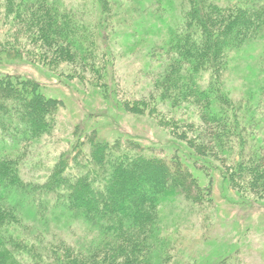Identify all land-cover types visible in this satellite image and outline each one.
Instances as JSON below:
<instances>
[{
  "label": "trees",
  "instance_id": "obj_1",
  "mask_svg": "<svg viewBox=\"0 0 264 264\" xmlns=\"http://www.w3.org/2000/svg\"><path fill=\"white\" fill-rule=\"evenodd\" d=\"M94 1L100 4L98 22L62 0H3V11L20 23L11 37L26 40L27 59L53 71L70 61L100 73L99 55L110 49L112 0ZM182 11L178 29L151 51L173 55L160 92L151 97L194 106L202 126L195 137L188 131L196 124L182 129L179 120L166 117L160 124L196 160L221 161L218 169L233 189L264 202V114L257 103L264 99V82L245 103L231 96L223 78L230 52L264 46V0H181ZM20 56L19 46L0 39V61ZM105 70L103 82L90 81L93 87H105L112 67ZM79 76L84 80V72ZM101 92L108 97L105 88ZM118 103L136 115L161 114L158 102L146 98ZM61 106L37 80L0 74V264H169L156 255L164 240L162 205L176 196L203 205L211 200V186L202 185L178 154L163 157L133 138L110 140L84 125L83 135L74 132L71 147L42 179L26 180L22 159L32 143L55 130ZM67 218L84 223L87 243L59 236L43 244L39 223Z\"/></svg>",
  "mask_w": 264,
  "mask_h": 264
},
{
  "label": "rangeland",
  "instance_id": "obj_2",
  "mask_svg": "<svg viewBox=\"0 0 264 264\" xmlns=\"http://www.w3.org/2000/svg\"><path fill=\"white\" fill-rule=\"evenodd\" d=\"M62 1L75 10H85L92 22L99 21L100 4L94 0ZM216 1L227 3L231 0ZM182 17L181 0H112L110 49L109 55H99L101 60L97 66L100 73L64 61L58 69L64 72L62 74L42 62L26 58L30 48L26 40L19 38L16 42L11 37L20 23L14 16L4 13L3 0H0V39L19 46L23 55L1 59L0 74L29 76L40 82L47 95L62 100L55 130L29 146L21 162L22 175L26 180L42 179L59 154L71 147L74 132H85L82 125L97 130L101 137L110 140L133 138L146 147L156 148L154 151L163 157L178 154L202 185L211 186V200L193 206L182 196H176L164 203L161 207L164 240L156 255H161V260L167 258L169 264H217L222 260L223 264H264V202L261 197L257 199V195L251 193L241 195L222 176L218 169L221 161L196 160L186 144L160 124L161 118L165 117L179 120L182 129L196 124L188 131V135L196 137L202 126L198 109L188 104L172 106L161 98L151 97V94L160 92L168 57L173 56L162 51L152 55L151 51L154 46L162 44L173 29H178ZM230 53V66L223 78L231 96L245 102L264 82V46L255 43V48ZM106 64L112 67V77L109 76L105 87L99 88L102 91L105 88L108 97L90 83L104 81L100 74L106 71ZM81 71L84 80L79 76ZM68 72L76 73V76H65ZM141 98L158 102L161 114L158 117L136 115L125 111L118 103ZM257 103L260 105L258 111L264 114V99L260 98ZM24 196L32 202L31 198ZM24 218L27 222L32 220L27 215ZM83 225L77 218L49 219L48 224L39 223L37 228L41 230L36 233L43 237V244L61 236L80 245L88 241L82 235Z\"/></svg>",
  "mask_w": 264,
  "mask_h": 264
}]
</instances>
